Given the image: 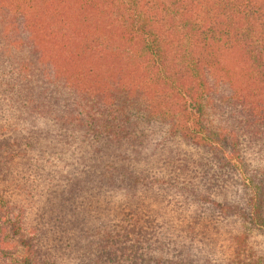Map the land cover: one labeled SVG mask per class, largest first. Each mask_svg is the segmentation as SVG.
Instances as JSON below:
<instances>
[{
    "label": "trees",
    "instance_id": "1",
    "mask_svg": "<svg viewBox=\"0 0 264 264\" xmlns=\"http://www.w3.org/2000/svg\"><path fill=\"white\" fill-rule=\"evenodd\" d=\"M0 264H264V0H0Z\"/></svg>",
    "mask_w": 264,
    "mask_h": 264
}]
</instances>
